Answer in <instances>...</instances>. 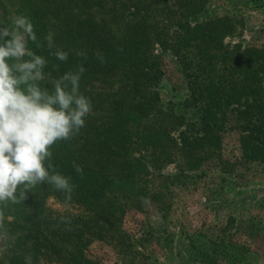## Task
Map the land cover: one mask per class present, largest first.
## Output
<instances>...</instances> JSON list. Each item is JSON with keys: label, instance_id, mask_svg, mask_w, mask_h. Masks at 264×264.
Returning a JSON list of instances; mask_svg holds the SVG:
<instances>
[{"label": "trees", "instance_id": "1", "mask_svg": "<svg viewBox=\"0 0 264 264\" xmlns=\"http://www.w3.org/2000/svg\"><path fill=\"white\" fill-rule=\"evenodd\" d=\"M16 1L17 14L34 25L42 47L31 41L29 47L48 61L45 73L53 65L59 66L54 77L78 64L86 69L80 91L92 111L78 135L51 148L55 169L76 185L69 208L47 205L49 197L64 204V193L47 183L28 189L24 201L0 203V264H25L29 254L32 264H89L87 249L95 242L126 249L123 219L144 210L140 198L167 206L171 187L193 182L190 172L220 156L228 132L246 137V154L264 158V28L258 45L242 48L226 43L233 18L209 24L196 18L208 0ZM7 13L0 0V26L11 28ZM49 31L67 61L49 54ZM158 50L170 51L182 69L189 95L180 104L196 109L195 119L161 98ZM172 163L177 172L164 173ZM151 170L159 171L164 191L151 189ZM61 217L71 220V230Z\"/></svg>", "mask_w": 264, "mask_h": 264}, {"label": "rangeland", "instance_id": "2", "mask_svg": "<svg viewBox=\"0 0 264 264\" xmlns=\"http://www.w3.org/2000/svg\"><path fill=\"white\" fill-rule=\"evenodd\" d=\"M2 2L12 26L19 3ZM223 16L233 18L236 26L227 44L242 48L259 44L264 0H208L196 18L209 24ZM158 52L163 69L158 84L161 98L171 101L178 114L195 119L197 110L180 104L189 95L182 69L170 51ZM246 143L245 136L228 132L220 156L190 172L193 182L171 187L167 206L147 203L141 213L131 212L123 219L126 249L95 242L87 249L89 264H264V158L246 154ZM151 171V189L164 191L159 171ZM174 172L175 163L164 169ZM46 203L58 211L67 208L53 197Z\"/></svg>", "mask_w": 264, "mask_h": 264}, {"label": "clouds", "instance_id": "3", "mask_svg": "<svg viewBox=\"0 0 264 264\" xmlns=\"http://www.w3.org/2000/svg\"><path fill=\"white\" fill-rule=\"evenodd\" d=\"M44 39L51 56L67 61L68 52L55 45L52 31ZM29 41L42 47L28 16H15L11 28L0 26V203L24 201L28 189L47 183L64 193L68 207L76 185L55 169L51 148L78 135L92 111L91 100L80 91L86 69L78 64L54 77L59 66L53 65L45 73L48 61L29 47ZM76 55L86 58L84 52ZM96 55L103 63L102 54ZM43 81L51 87L42 85ZM72 166L82 175V166L75 161ZM140 199L149 202L146 197ZM3 221L0 212V228ZM60 222L71 230L69 218L61 217ZM24 259L32 264L30 254Z\"/></svg>", "mask_w": 264, "mask_h": 264}]
</instances>
